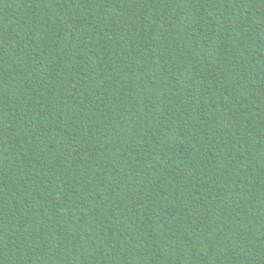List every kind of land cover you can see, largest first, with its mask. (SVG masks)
<instances>
[{
	"label": "trees",
	"instance_id": "16d2710c",
	"mask_svg": "<svg viewBox=\"0 0 264 264\" xmlns=\"http://www.w3.org/2000/svg\"><path fill=\"white\" fill-rule=\"evenodd\" d=\"M0 264H264V0H0Z\"/></svg>",
	"mask_w": 264,
	"mask_h": 264
}]
</instances>
